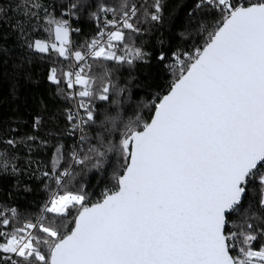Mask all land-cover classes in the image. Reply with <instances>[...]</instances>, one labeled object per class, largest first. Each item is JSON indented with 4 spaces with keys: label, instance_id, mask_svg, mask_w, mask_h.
I'll return each instance as SVG.
<instances>
[{
    "label": "snow or ice",
    "instance_id": "snow-or-ice-1",
    "mask_svg": "<svg viewBox=\"0 0 264 264\" xmlns=\"http://www.w3.org/2000/svg\"><path fill=\"white\" fill-rule=\"evenodd\" d=\"M0 80V264H264V0H0Z\"/></svg>",
    "mask_w": 264,
    "mask_h": 264
},
{
    "label": "trees",
    "instance_id": "trees-1",
    "mask_svg": "<svg viewBox=\"0 0 264 264\" xmlns=\"http://www.w3.org/2000/svg\"><path fill=\"white\" fill-rule=\"evenodd\" d=\"M9 87L10 85L8 82L4 80H0V97H4L8 94ZM24 87L27 88L28 91L39 92L43 89L44 85L43 84H27Z\"/></svg>",
    "mask_w": 264,
    "mask_h": 264
}]
</instances>
